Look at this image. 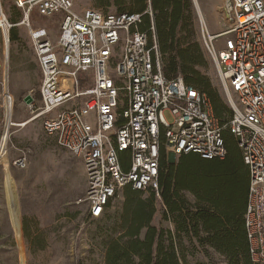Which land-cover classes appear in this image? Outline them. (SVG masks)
<instances>
[{
	"label": "built area",
	"instance_id": "2783aa9c",
	"mask_svg": "<svg viewBox=\"0 0 264 264\" xmlns=\"http://www.w3.org/2000/svg\"><path fill=\"white\" fill-rule=\"evenodd\" d=\"M14 4L28 22L42 76L39 98L26 97L31 121L40 120L47 136L82 161L91 217L100 219L127 186L160 198L163 156L170 163L189 154L224 161L228 130L250 175L245 213L250 257L264 264V0H222L223 30L216 34L200 15L207 52L233 113L224 126L206 94L182 76L166 78L154 29L152 46L138 29L143 15L78 10L73 0ZM146 14L152 17L151 9ZM34 15L57 22L54 39L46 28H32ZM10 29L0 0V76L1 42L8 44ZM90 80L91 87L81 90L82 81ZM0 86L1 167L16 124L9 78L3 76ZM14 165L24 168L25 162L17 159Z\"/></svg>",
	"mask_w": 264,
	"mask_h": 264
},
{
	"label": "rangeland",
	"instance_id": "374dc122",
	"mask_svg": "<svg viewBox=\"0 0 264 264\" xmlns=\"http://www.w3.org/2000/svg\"><path fill=\"white\" fill-rule=\"evenodd\" d=\"M73 1L78 10L103 13H117V1L125 3L127 9L132 7L130 0ZM191 5L187 30L179 37L193 35L197 40L207 62L200 71L229 107V96L205 46L200 19L202 15L210 33L222 31L219 13L222 0H191ZM2 6L11 29L8 44L1 42L4 67L0 81L3 76L9 78L16 125L11 131L8 157L0 167V264H104L105 248L121 216L124 195H119L112 203L109 219L91 217L82 161L47 136L40 120L31 121L33 114L25 99L30 94L39 98L41 71L24 13L16 8L14 0H2ZM31 26L46 28L53 39L58 33L57 22L36 15ZM91 85V80L82 81L80 89L86 90ZM166 118L170 120L169 114ZM17 159L24 160V168L14 165ZM187 198L194 202L192 196L187 195ZM156 208L153 224L171 229L173 224L163 221L161 198H157ZM184 245L187 264H229L225 256L200 245L196 239L192 242L185 239Z\"/></svg>",
	"mask_w": 264,
	"mask_h": 264
},
{
	"label": "trees",
	"instance_id": "16d2710c",
	"mask_svg": "<svg viewBox=\"0 0 264 264\" xmlns=\"http://www.w3.org/2000/svg\"><path fill=\"white\" fill-rule=\"evenodd\" d=\"M130 1L129 9L117 1V13L143 15L138 29L148 35L150 46L154 29L166 78L182 76L187 85L206 94L215 117L226 125L233 113L200 71L207 65L201 46L193 35L179 37L187 30L191 0ZM148 9L152 17L146 14ZM223 136L228 151L224 161L189 154L175 164L163 156L159 176L162 217L174 230L153 224L157 214L155 192H140L131 186L123 189L122 213L106 245L104 264H187L185 239H196L200 245L213 248L229 264H253L245 227L250 175L235 138L228 130ZM111 206L100 219H109Z\"/></svg>",
	"mask_w": 264,
	"mask_h": 264
},
{
	"label": "water",
	"instance_id": "95a60500",
	"mask_svg": "<svg viewBox=\"0 0 264 264\" xmlns=\"http://www.w3.org/2000/svg\"><path fill=\"white\" fill-rule=\"evenodd\" d=\"M26 102L30 103V102H31V98H30V97L27 98V99H26Z\"/></svg>",
	"mask_w": 264,
	"mask_h": 264
},
{
	"label": "crops",
	"instance_id": "0c3cea01",
	"mask_svg": "<svg viewBox=\"0 0 264 264\" xmlns=\"http://www.w3.org/2000/svg\"><path fill=\"white\" fill-rule=\"evenodd\" d=\"M172 225V224H171ZM173 228H174V226H172V228L171 229H169V230H173Z\"/></svg>",
	"mask_w": 264,
	"mask_h": 264
}]
</instances>
